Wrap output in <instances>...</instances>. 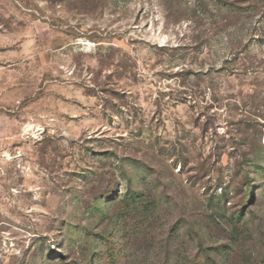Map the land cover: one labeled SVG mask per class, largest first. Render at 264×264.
<instances>
[{"label":"rangeland","instance_id":"374dc122","mask_svg":"<svg viewBox=\"0 0 264 264\" xmlns=\"http://www.w3.org/2000/svg\"><path fill=\"white\" fill-rule=\"evenodd\" d=\"M213 260L264 264V0H0V264Z\"/></svg>","mask_w":264,"mask_h":264},{"label":"trees","instance_id":"16d2710c","mask_svg":"<svg viewBox=\"0 0 264 264\" xmlns=\"http://www.w3.org/2000/svg\"><path fill=\"white\" fill-rule=\"evenodd\" d=\"M110 195H113V191H109V197H110ZM116 200V199H115ZM126 201H124L123 203H125ZM125 205V204H124ZM126 205H127V203H126ZM212 264H218V262L216 261V260H213L212 261Z\"/></svg>","mask_w":264,"mask_h":264}]
</instances>
